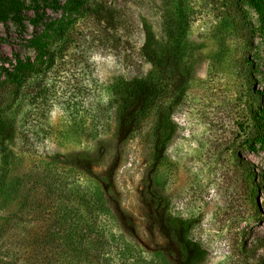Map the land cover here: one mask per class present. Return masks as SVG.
I'll list each match as a JSON object with an SVG mask.
<instances>
[{"label": "rangeland", "instance_id": "374dc122", "mask_svg": "<svg viewBox=\"0 0 264 264\" xmlns=\"http://www.w3.org/2000/svg\"><path fill=\"white\" fill-rule=\"evenodd\" d=\"M146 30L157 50L182 54L158 100L174 134L155 167V115L127 141L111 139L116 86L151 68L141 55ZM31 31L0 24V65L15 54L34 58L25 46ZM262 90L264 44L248 8L230 0L86 1L40 71L0 88V117L16 129L4 152L0 145V260L24 264L31 251L19 246L31 227L38 234L46 228L38 217L19 215L32 187V201L57 195L82 217L87 233L74 238L70 264H177L169 217L190 223L189 236L205 251L198 264H264V143L249 148ZM96 178L108 212L94 228L85 201L98 197L91 194ZM96 240L102 251L88 252ZM123 246L134 252L128 259Z\"/></svg>", "mask_w": 264, "mask_h": 264}, {"label": "trees", "instance_id": "16d2710c", "mask_svg": "<svg viewBox=\"0 0 264 264\" xmlns=\"http://www.w3.org/2000/svg\"><path fill=\"white\" fill-rule=\"evenodd\" d=\"M88 0H0V24H13L19 31L25 32L27 26L32 27V31L25 38V46L34 52V58L29 56L21 57L17 54L13 59H3L0 65V88L4 85H19L23 79L31 74L39 72L46 63L50 54V46L53 41L63 35L69 26L74 22V15ZM240 9L248 8L256 15L257 32L264 44V0H230ZM47 9L57 13L50 16ZM32 11V15L26 12ZM156 39L153 34L146 30L145 41L141 49L143 59L151 66L150 70L143 76H136L129 80L122 81L116 86L117 98H115V130L111 136L116 142L127 141L136 131H139L146 120L155 115V120L151 127V167L157 166L164 159L167 146L174 134V124L171 122L169 112L166 108H161L158 100L164 91V84L170 76L177 73L179 61L182 56L176 48L170 52L167 50H157L155 48ZM8 64L9 66H5ZM182 82L183 77H179ZM260 103L252 110L254 120L257 123L256 134L251 141L249 148L255 150L254 143H264V90L259 93ZM16 135L14 126L6 119L0 117V145L3 152L9 142H13ZM100 153L97 154V157ZM2 163L8 165L7 155L2 156ZM96 178L92 182V197L96 200H86L88 215L93 218V226L96 227L99 214H106L108 209H104L105 203L102 199V183ZM34 193V194H32ZM36 192L33 188L20 199L19 212L21 220L24 215L31 214L33 218L38 217L43 223H47L46 228L38 234V230H29L28 239L20 245V249L31 251L28 258H24V264H60V258L65 256L67 260L70 252H74L75 237L86 236V231L81 228L82 223L76 219V209L69 205H60L61 199L58 196L51 198L48 203H41L38 200L32 201ZM52 194V193H50ZM73 196V194L71 193ZM55 204V206L53 204ZM48 210L44 209V207ZM75 209V210H74ZM20 218V217H19ZM169 223L174 229V235L181 252V258L177 264H198L204 259L205 251L190 236L191 225L187 220L169 217ZM25 221V220H24ZM83 221V220H82ZM64 227L65 238L59 239V229ZM66 227V228H65ZM80 227V229H79ZM100 230L101 233V229ZM88 234L93 230L89 226ZM25 232V231H24ZM28 234V233H27ZM90 250L102 251L103 245L93 241L88 245ZM57 252V253H56ZM50 254H54L52 258ZM120 254L124 259L130 258L134 252L123 246ZM58 255V260H57ZM32 258L34 259L33 261ZM17 259H1L0 264H17ZM66 264H70L67 260Z\"/></svg>", "mask_w": 264, "mask_h": 264}]
</instances>
